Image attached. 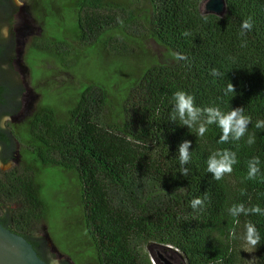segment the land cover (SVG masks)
I'll return each instance as SVG.
<instances>
[{
    "label": "trees",
    "instance_id": "1",
    "mask_svg": "<svg viewBox=\"0 0 264 264\" xmlns=\"http://www.w3.org/2000/svg\"><path fill=\"white\" fill-rule=\"evenodd\" d=\"M203 1L141 0L146 9H127L134 2L73 0L81 46L113 45L114 56L129 59L117 43L150 38L171 57L147 68L120 95L104 82L85 86L63 118L42 106L20 126H0V143L16 139L22 158L17 167L0 169L5 228L36 249L34 226L47 221L50 209L43 178L60 168L77 177L84 228L98 264H154L150 246L176 256L178 264H239L246 248L251 264H264V126L256 127L264 121V0H227L225 18L204 15ZM248 19L253 27L243 31ZM229 83L235 93L227 92ZM7 91L0 86V109ZM177 91L191 95L201 109L243 108L251 118L245 135L221 142L217 123L200 136L198 125L172 121ZM184 141L191 144L190 160L181 165ZM223 150L234 152L237 163L217 180L207 162ZM254 157L259 172L249 179ZM195 198L203 205L193 209ZM240 204L261 212L233 216L229 209ZM249 224L259 233L256 246L247 242Z\"/></svg>",
    "mask_w": 264,
    "mask_h": 264
},
{
    "label": "rangeland",
    "instance_id": "2",
    "mask_svg": "<svg viewBox=\"0 0 264 264\" xmlns=\"http://www.w3.org/2000/svg\"><path fill=\"white\" fill-rule=\"evenodd\" d=\"M131 1L134 5L126 4L127 9H146L141 0ZM72 2L73 0H41L42 8L49 17L46 20V33L60 40L65 39L60 65L56 64L53 56L49 58L45 52L34 51L29 59L30 70L0 73V82L16 92L15 98L21 103L15 117H0L2 128L7 124L20 126L42 106H51L63 118L76 105L81 90L96 82L106 83L114 94L120 95L128 90L131 83L137 82L147 68L171 57L166 48L150 38L129 42L128 45L117 43L125 49L121 51L130 55L129 59L114 56L116 50H113V45L93 50L81 46L76 37V17ZM55 8L58 10L57 16ZM36 15L41 20L44 18L40 10H37ZM30 23L33 24L32 19ZM38 34L37 25L34 35L28 38L27 46L39 41ZM116 39L122 41L120 35ZM25 54L27 56L28 52ZM44 64L45 69L40 67ZM12 165L13 162L4 165L0 156L1 170H9ZM48 172L43 182L50 209L47 221L43 223L47 225L52 246L57 250L53 263L58 264L64 259L69 264H98L84 228L77 177L60 168H51ZM246 251L247 254L241 257L239 264H251V250L246 248ZM161 255L163 264H178L172 257L164 253Z\"/></svg>",
    "mask_w": 264,
    "mask_h": 264
},
{
    "label": "flooded vegetation",
    "instance_id": "3",
    "mask_svg": "<svg viewBox=\"0 0 264 264\" xmlns=\"http://www.w3.org/2000/svg\"><path fill=\"white\" fill-rule=\"evenodd\" d=\"M37 10L41 11L44 17L42 20L37 17ZM57 14L58 10L55 8V16ZM48 18L45 9L42 8L41 0H0V73L30 70L29 59L32 56L31 53L37 51V47L47 53L49 58L53 56L56 64H61L62 46L65 39L60 40L46 33L45 26ZM30 19L33 24L30 23ZM37 25L39 41L32 46H27L28 38L34 35ZM26 52H28L27 56ZM40 67L45 69L46 65ZM3 85L7 87L8 91L3 104L6 107L0 109V117H15L16 112L20 110L21 103L16 98L13 99L12 89L7 84L0 82V86ZM20 151L21 146L14 138L9 145L0 143V156L4 165H10L13 162L12 168L17 167L22 159ZM47 229V225H44L43 222L36 224L34 231L38 236L33 240L36 242L38 254L49 264H54L53 258L56 257L57 250L52 246V241L44 235ZM58 264L69 263L62 259Z\"/></svg>",
    "mask_w": 264,
    "mask_h": 264
},
{
    "label": "clouds",
    "instance_id": "4",
    "mask_svg": "<svg viewBox=\"0 0 264 264\" xmlns=\"http://www.w3.org/2000/svg\"><path fill=\"white\" fill-rule=\"evenodd\" d=\"M242 30L250 31L253 27L251 19L244 20L242 22ZM242 31V35H243ZM187 35L188 33H184ZM179 59H184L183 56H178ZM227 92L235 93L234 86L229 83L227 85ZM243 108L232 109L228 113H223L218 107H208L201 109L195 106L194 98L191 95L186 94L183 91H177L173 97V114L171 116L172 121H176L177 118L187 128H192L198 125V133L203 136L207 131V125L217 123L223 131L221 136V142H227L229 137L233 140H240L247 130V126L251 122V118L243 114ZM202 117H206L202 119ZM264 126V121H258L256 127ZM248 144L254 143V137L248 139ZM191 146L189 141H184L179 147V159L181 165L189 163L190 153L188 151ZM208 172L212 173L214 178L219 180L225 174H230L233 171V165L237 163L236 154L234 152L223 150L213 153L208 159ZM259 164L258 158H253L249 162V179H252L259 172L257 165ZM183 174L187 175V170L182 169ZM193 209L203 205V201L200 198H195L191 202ZM233 216H238L241 213L247 214L249 211L252 213H260L261 209L256 206L251 209H245L243 204L234 205L229 209ZM259 233L254 225L249 224L247 226V242L256 246L259 243Z\"/></svg>",
    "mask_w": 264,
    "mask_h": 264
},
{
    "label": "water",
    "instance_id": "5",
    "mask_svg": "<svg viewBox=\"0 0 264 264\" xmlns=\"http://www.w3.org/2000/svg\"><path fill=\"white\" fill-rule=\"evenodd\" d=\"M204 15L225 18L228 14L227 0H204L201 5ZM150 246L149 253L154 264H163L162 255ZM178 262L176 256H170ZM0 264H48L38 254L34 246L23 236L12 232L0 223Z\"/></svg>",
    "mask_w": 264,
    "mask_h": 264
}]
</instances>
